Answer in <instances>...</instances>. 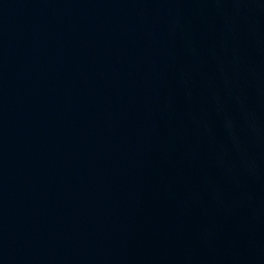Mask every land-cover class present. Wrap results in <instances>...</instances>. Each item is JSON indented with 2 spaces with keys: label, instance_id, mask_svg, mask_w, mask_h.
Masks as SVG:
<instances>
[{
  "label": "water",
  "instance_id": "water-1",
  "mask_svg": "<svg viewBox=\"0 0 264 264\" xmlns=\"http://www.w3.org/2000/svg\"><path fill=\"white\" fill-rule=\"evenodd\" d=\"M0 264H264V0H0Z\"/></svg>",
  "mask_w": 264,
  "mask_h": 264
}]
</instances>
